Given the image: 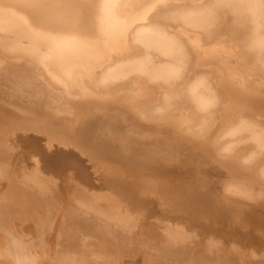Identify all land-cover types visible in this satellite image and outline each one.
Returning <instances> with one entry per match:
<instances>
[{
  "label": "bare ground",
  "instance_id": "obj_1",
  "mask_svg": "<svg viewBox=\"0 0 264 264\" xmlns=\"http://www.w3.org/2000/svg\"><path fill=\"white\" fill-rule=\"evenodd\" d=\"M0 177V264H264V0H0Z\"/></svg>",
  "mask_w": 264,
  "mask_h": 264
},
{
  "label": "rangeland",
  "instance_id": "obj_2",
  "mask_svg": "<svg viewBox=\"0 0 264 264\" xmlns=\"http://www.w3.org/2000/svg\"><path fill=\"white\" fill-rule=\"evenodd\" d=\"M39 137H40V136H39ZM41 138H42V137H41ZM42 141H43V140H42ZM42 141L40 140V142H42ZM28 160H29V159H28ZM1 180H2V178L0 177V181H1ZM60 185H61V184H60ZM195 229H196V228H195ZM196 230H197V229H196ZM262 230H263V229H261L260 231H262ZM260 231L258 232V234H259V233L261 234V235H259V238H260V239H263V238H264V230H263L262 232H260ZM45 236H46V237H48V236L51 237L52 235H48V234H46ZM46 237H45V238H46ZM51 238H52V237H51ZM216 238H218V239H220V238L223 239V237H220V236H218V237H216ZM216 238H214V239H216ZM52 239H53V238H52ZM238 242H241V241H234V242H231V244L235 243V244H233V245H236V246L240 244L239 247H241L240 250H242V246L244 247L245 244H243L242 242H241V243H238ZM252 247L255 248V249L260 250L263 246H262V243L258 242L257 244H254ZM249 249H250V247H249ZM128 250L130 251L131 249H128ZM124 251H126V253L122 251V252H123L122 255H124V254H125V255H129V254H130V253L127 254V252H129V251H127V250H124ZM135 251H136V249L134 248V251H133V252H134V256H133V257H135V254L138 253V256H136V258H138V261L140 262V263H139V262H138V263L141 264V262H142V260H143V258L141 259V257H143V256H141V254H142L141 248H138L137 251H136V252H135ZM133 252H131V253H132L131 255H133ZM139 252H140V253H139ZM50 253H51V251H50ZM50 253H48V255H49V256H48V264H49V261H50V264H54L55 261H54L53 263H52V261H53V258H55V257L53 256V254H50ZM142 255H143V254H142ZM51 256H53V258H52ZM119 256H121V255H119ZM122 257H125V256H122ZM51 258H52V259H51ZM156 258H157V256H156ZM156 258H155V259H156ZM139 259H141V261H140ZM144 259H145V260H143L144 263H143V262H142V263H143V264H149V263H145V262L149 261V258H148V259L144 258ZM51 260H52V261H51ZM153 260H154V259H153Z\"/></svg>",
  "mask_w": 264,
  "mask_h": 264
}]
</instances>
